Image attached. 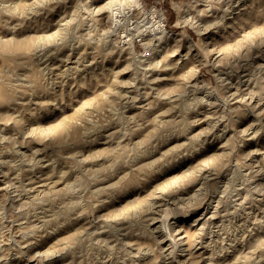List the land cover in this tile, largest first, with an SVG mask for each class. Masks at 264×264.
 Returning <instances> with one entry per match:
<instances>
[{
	"label": "rangeland",
	"instance_id": "374dc122",
	"mask_svg": "<svg viewBox=\"0 0 264 264\" xmlns=\"http://www.w3.org/2000/svg\"><path fill=\"white\" fill-rule=\"evenodd\" d=\"M131 2L0 0V264H264V129L244 133L264 122V0Z\"/></svg>",
	"mask_w": 264,
	"mask_h": 264
},
{
	"label": "bare ground",
	"instance_id": "6f19581e",
	"mask_svg": "<svg viewBox=\"0 0 264 264\" xmlns=\"http://www.w3.org/2000/svg\"><path fill=\"white\" fill-rule=\"evenodd\" d=\"M131 1H132L133 3H137V1H139V0H131ZM121 2H122V1H121ZM129 2H130V1H129ZM132 2H131V3H132ZM123 4H124V3H123ZM129 4H130V3H129ZM241 4H242V3H241ZM245 4H246V3H245ZM37 6H39V5H37ZM108 6H109V5H108ZM12 8H13V7H12ZM152 8H153V7H152ZM25 9H26V7H25ZM30 9H31V7H30ZM129 9H130V8H129ZM7 10H8V9H7ZM14 10H15V9H14ZM16 10H17V9H16ZM20 10H21V9H20ZM9 11H11V10H9ZM36 11H37V10H36ZM20 12H21V11H20ZM116 12H117V11H116ZM6 13H7V12H6ZM21 13H22V12H21ZM21 13H20V14H21ZM35 13H36V12H35ZM35 13H34V14H35ZM144 13H145V12H144ZM154 14H155V13H154ZM154 14H153V12L151 11V15H153V17H154V19H152L151 21L154 20V26L156 25L157 29L161 32L160 36L162 37V36L168 34L169 30H168L167 25H166V19H165V16H164V15H158V16H155ZM37 15H38V14H37ZM1 16H2V15H1ZM12 16H13V15H12ZM153 17H152V18H153ZM31 18H33V17H31ZM150 18H151V17H150ZM177 18H178V17H177ZM179 18H180V17H179ZM115 19H116V20H120L121 18H117V17H116ZM182 19H183V18H182ZM116 20H115V21H116ZM147 20H148V19H147ZM148 21H150V20H148ZM19 22H20V21H19ZM52 22H53V21H52ZM219 22H220V21H219ZM219 22H218V23H219ZM152 23H153V22H152ZM177 23H178V22H177ZM180 23H182L181 20H180ZM199 23H200V22H199ZM122 24H123V23H122ZM150 24H151V23H150ZM226 24H227V23H226ZM57 25H58V24H57ZM152 26H153V25H152ZM154 26H153V27H154ZM123 27H124V26H123ZM153 27H152V28H153ZM114 28H115V27H114ZM127 28H128V27H127ZM147 28H148V27H147ZM153 29H155V27H154ZM101 30H102V29H101ZM103 30H104V29H103ZM109 30H110V28H109ZM111 30L113 31V29H111ZM106 31H107V30H106ZM154 31H155V30H154ZM110 32H111V31H110ZM155 32H157V31H155ZM90 33H92V32H90ZM129 34H130V33H129ZM129 34H126V36H127V40H131V41H130V44H131V45H130V48H131L133 54L136 56V54H137L138 52L134 49L133 36L131 37V36H129ZM89 35H90V34H89ZM171 35H173V34H171ZM3 36H4V35H3ZM81 37H82V36H81ZM84 37H85V36H84ZM170 37H171V36H170ZM185 37H186V36H185ZM124 38H125V37H124ZM3 39H4V38H3ZM81 40H82V39H81ZM83 40H84V39H83ZM83 40H82V41H83ZM114 41H115V40H114ZM20 43H21V42H20ZM113 43L115 44V42H113ZM113 43H112V44H113ZM150 43H151V42H150ZM186 43H187V42H186ZM186 43H185V44H186ZM191 43H192V42H191ZM13 44H14V43H13ZM22 44H23V43H22ZM87 45H88V44H87ZM157 45H158V44H157ZM7 46H9V44H8ZM14 46H15V45H14ZM105 46H106V45H105ZM108 46H109V45H108ZM190 46H191V44H190ZM15 47H16V46H15ZM26 47H27V46H26ZM102 47H103V46H102ZM102 47H101V48H102ZM175 47H176V46H175ZM104 48H105V47H104ZM104 48H103V50H104ZM106 48H107V47H106ZM109 48H110V47H109ZM8 49H9V48H8ZM30 49H31V48H30ZM11 51H13V50H11ZM25 51H26V50H25ZM104 51H105V50H104ZM171 51H172V50H171ZM191 51H192V50H191ZM13 52H14V51H13ZM100 52H101V50H100ZM105 52H106V51H105ZM66 53H67V52H66ZM66 53H65V54H66ZM69 54H70V53H69ZM107 54H108V53H107ZM260 55H261V54H260ZM137 56H138V55H137ZM137 56H136V58H137ZM184 56H185V55H184ZM58 57H60V56H58ZM58 57H57V58H58ZM260 57H261V58H260ZM260 57H259L260 60H261V62H260V66H261L262 68H264V53H262V55H261ZM129 58H130V57H129ZM140 58H141V57H140ZM140 58H137V59L139 60ZM47 59H48V58H47ZM72 59H73V58H72ZM78 59H79V58H78ZM83 59H84V58H83ZM90 60H91V59H90ZM140 60H141V59H140ZM177 60H178V59H177ZM183 60H184V59H183ZM194 60H195V59H194ZM45 61H46V60H45ZM75 62H76V61H75ZM201 62H202V61H201ZM56 63H57V62H56ZM194 63H195V62H194ZM196 63H198V62H196ZM174 64H176V62H175ZM131 65H132V64H131ZM164 65H165V64H164ZM166 65H167V64H166ZM57 66H58V65H57ZM80 66H81V65H80ZM94 66H95V65H94ZM126 66H127V65H126ZM174 66H175V65H174ZM179 66H180V65H179ZM187 66H188V65H187ZM63 67H64V65H63ZM74 67H75V66H74ZM241 67H242V66H241ZM67 68H68V67H67ZM77 68H78V67H77ZM253 68H254V67H253ZM262 68H261V69H262ZM58 69H59V68H58ZM69 69H71V68H69ZM78 69H79V68H78ZM177 69H179V68H177ZM254 69H255V68H254ZM71 70H72V69H71ZM161 70H162V69H161ZM174 70H176V69H174ZM170 71H171V70H170ZM189 71L191 72V70H189ZM227 71H228V70H227ZM253 71H254V70H253ZM182 72H183V71H182ZM190 72H189V73H190ZM230 72H231V70H230ZM248 72H249V71H248ZM81 73H82V72H81ZM158 73H159V72H158ZM183 73H184V72H183ZM238 73H239V71H238ZM241 73H242V72H241ZM252 73H253V72H252ZM63 74H64V73H63ZM67 74H68V73H67ZM229 74H230V73H229ZM68 75H69V74H68ZM174 75H175V74H174ZM180 75H181V74H180ZM230 75H231V74H230ZM251 75H252V74H251ZM256 75H257V74H256ZM237 76H238V75H237ZM161 77H162V76H161ZM175 77H177V76H175ZM181 77H182V76H181ZM186 77H187V76H186ZM240 77H241V76H240ZM156 78H157V77H156ZM156 78H155V79H156ZM169 78H170V77H169ZM221 78H222V77H221ZM250 78H251V77H250ZM236 79H237V78H236ZM260 79H262V78H260ZM156 80H157V79H156ZM167 80H168V79H167ZM189 80H190V79H189ZM195 80H196V79H195ZM255 80H256V79H255ZM257 80L260 82L259 79H257ZM231 81H232V80H231ZM258 81H256V82H258ZM119 82H120V81H119ZM122 82H123V81H122ZM193 82H194V81H193ZM259 82H258V83H259ZM186 83H187V82H186ZM232 83H234V82L232 81ZM234 84H235V83H234ZM253 84H254V83H253ZM259 84H260V89H261V92H260V93H261V94H260V93L258 94L257 92H253L252 89H251V90H252L253 93H251V90L249 91V89H248V91L250 92V94H252V95L250 96V98H249L250 100H248V102H249V107H250L251 109L255 110V111H258V107H259V109H262V108H260V107L262 106V104H264V101H263V99H264V95H263V94H264V79H263ZM189 85H190V84H189ZM191 85H193V84H191ZM196 85H197V84H196ZM231 85H232V84H231ZM235 85H236V84H235ZM239 85H240V84H239ZM256 85H257V83H256ZM181 86H182V85H181ZM250 86H251V85H250ZM254 86H255V84H254ZM193 87H194V86H193ZM195 87H196V86H195ZM195 87H194V88H195ZM227 87H228V86H227ZM240 87H241V86H240ZM256 87H257V86H256ZM197 88H198V87H197ZM204 88H205V87H204ZM208 88H209V87H208ZM229 88H231V87H229ZM250 88H251V87H250ZM258 88H259V86H258ZM253 89H254V88H253ZM256 89H257V88H256ZM256 89H255V90H256ZM187 90H189V88H188ZM208 90H209V89H208ZM227 90H228V89H227ZM128 91H129V90H128ZM237 91H238V90H237ZM248 91H247V92H248ZM257 91H258V90H257ZM118 92H120V90H119ZM118 92H117V93H118ZM192 92H193V91H192ZM211 92H212V91H211ZM112 93H113V91H112ZM120 93H122V92H120ZM157 93H158V92H157ZM185 93H186V92H185ZM185 93H184V94H185ZM195 93H196V92H195ZM245 93H246V92H245ZM118 94H119V93H118ZM159 94H160V93H159ZM196 94H197V93H196ZM233 94H234V93H233ZM247 94H249V93H247ZM121 95H123V94H121ZM124 95H125V94H124ZM144 95H146V94H144ZM179 95H181V94H179ZM210 95H211V94H210ZM214 95H215V94H214ZM231 95H232V94H231ZM234 95H235V94H234ZM240 95H241V94H240ZM243 95H244V94H243ZM159 96H160V95H159ZM174 96H175V95H174ZM236 96H237V95H236ZM238 96H239V95H238ZM238 96H237V97H238ZM166 97H167V96H166ZM179 97H180V96H179ZM193 97H194V96H193ZM202 97H203V96H202ZM202 97H199V96H198V98H200V99H201ZM245 97H246V96H245ZM248 97H249V96H248ZM146 98H147V97H146ZM195 98H197V97H195ZM195 98L193 99V101L196 100ZM205 98H206V97H205ZM241 98H243V97H241ZM129 99H131V98H129ZM171 99H172V98H171ZM174 99H175V98H174ZM177 99H178V98H177ZM187 99H190V98H186V100H187ZM202 99H203V98H202ZM211 99H212V98H211ZM243 99H244V98H243ZM246 99H247V98H246ZM134 100H135V99H134ZM147 100H148V99H147ZM162 100H163V99H162ZM186 100H184V102H183V103H184V107H187V106H186L187 104H185ZM132 101H133V100H132ZM137 101H138V100H137ZM160 101H161V100H160ZM165 101H166V100H165ZM191 101H192V99H191ZM200 101H201V100H200ZM211 101H212V100H211ZM224 101H225V100H224ZM245 101H246V100H245ZM158 102H159V101H158ZM166 102H167V101H166ZM168 102H169V101H168ZM196 102L198 103L199 101H196ZM209 102H210V101H209ZM126 103H127V102H126ZM144 103H145V102H144ZM146 103H147V102H146ZM174 103H175V102H174ZM186 103H188V102H186ZM210 103H211V102H210ZM138 104H139V103H138ZM142 104H143V103H142ZM189 104H190V102H189ZM189 104H188V107H189ZM191 104H194V102L191 103ZM195 104H196V103H195ZM195 104H194V105H195ZM225 104H226V103H225ZM237 104H238V103H237ZM240 104H241V103H240ZM216 105H217V104H216ZM259 105H260V106H259ZM131 106H132V105H131ZM142 106H143V105H142ZM207 106H208V105H207ZM211 106H212V105H211ZM220 106H221V105H220ZM180 107H181V106H180ZM195 107H196V106H195ZM209 107H210V105H209ZM216 107H217V106H216ZM263 107H264V106H263ZM129 108H132V107H129ZM224 108H225V107H224ZM250 108H249V109H250ZM135 109H136V108H135ZM169 109H170V108H169ZM182 109H183V108H182ZM191 109H192V108H191ZM191 109H190V110H191ZM230 109H231V108H230ZM232 109H233V108H232ZM166 110H167V108H166ZM177 110H178V109H177ZM180 110H181V109H180ZM187 110H188V109H187ZM187 110H186V111H187ZM208 110H209V109H208ZM128 111H129V110H128ZM246 111H247V110H246ZM259 111H261V110H259ZM170 112H171V111H170ZM172 112H173V111H172ZM181 112H182V111H181ZM198 112H199V111H198ZM205 112H206V111H205ZM235 112H236V111H235ZM253 112H254V111H253ZM162 113H163V112H162ZM165 113H166V112H165ZM168 113H169V112H168ZM176 113H177V112H176ZM182 113H183V112H182ZM203 113H204V112H203ZM211 113H212V112H211ZM223 113H225V112H223ZM226 113H227V112H226ZM247 113H248V112H247ZM128 114H130V113H128ZM169 114H170V113H169ZM206 114H207V113H206ZM220 114H221V113H220ZM156 115H157V114H156ZM177 115H178V114H177ZM221 115H222V114H221ZM170 116H171V115H170ZM170 116L167 115V117H170ZM184 116H185V115H184ZM184 116H183V117H184ZM186 116H187V114H186ZM223 116H224V115H223ZM132 117H133V116H132ZM172 117H173V116H172ZM172 117H171V118H172ZM178 117H179V116H177V119H178ZM188 117H189V116H188ZM200 117H201V116H200ZM128 118H129V116H128ZM236 118H237V117H236ZM238 118H239V117H238ZM251 118H252V117H251ZM163 119H164V118H163ZM191 119H192V118H191ZM191 119H190V120H191ZM224 119H225V118H224ZM260 119H261V118H260ZM181 120H182V119H181ZM183 120H184V119H183ZM183 120H182V122H181V121H180V122L183 123ZM237 120H238V119H237ZM154 121H155V120H154ZM221 121H222V120H221L220 116H218V114H217V121H216L217 124H218V123L221 124ZM238 121H239V120H238ZM240 121H242V120H240ZM256 121H257V120H256ZM158 122H159V120H158ZM163 122H164V121H163ZM185 122H186V118H185ZM185 122H184V123H185ZM208 122H209V120H208ZM216 122H215V123H216ZM244 122H245V121H244ZM177 123H178V122H177ZM177 123H176V124H177ZM189 123H190V122H189ZM193 123H194V122H193ZM176 124H175V125H176ZM212 124H213V123H212ZM222 124H223V123H222ZM122 125H123V123H122ZM175 125H173V126H175ZM183 125H184V124H182V126H183ZM188 125H189V124H188ZM191 125H192V124H191ZM214 125H216V124H214ZM208 126H209V125H208ZM217 126H218V125H217ZM229 126H230V125H229ZM135 127H136V125H135ZM175 127H176V126H175ZM185 127H187V124H186ZM185 127H184V130H187L188 128L185 129ZM192 127H193V126H192ZM210 127H211V126H210ZM212 127H213V126H212ZM108 128H110V127H108ZM115 128H117V127H115ZM130 128H131V127H130ZM138 128H139V127H138ZM176 128H178V127H176ZM189 128H190V126H189ZM240 128H241V127H240ZM133 129H134V128H133ZM173 129H174V127H173ZM178 129H179V128H178ZM202 129H203V128H202ZM205 129H206V128H205ZM214 129H215V128H214ZM262 129H264V122H261V121H260V122H254V119H253L252 122L248 123V125H247L246 127L244 126V133H247V135H250V134H251V137L248 138V139H251V140H250L249 142H247V143L252 145V143H253V141H254V136H255V134H257V133L259 134V130H262ZM111 130H112V129H111ZM118 130H119V128H118ZM121 130H122V129H121ZM139 130H140V129H139ZM208 130H209V129H208ZM219 130H220V131L223 130V132H221V133L218 134L219 138L224 137V136H225V131H224L225 128H224V127H220ZM241 130H242V129H241ZM119 131H120V130H119ZM172 131H173V130H172ZM217 131H218V130H217ZM114 133H115V131H114ZM125 133H126V132H125ZM202 133H203V131H202ZM215 133H216V131H215ZM231 133H232V131H231ZM263 133H264V131H263ZM101 134H102V133H101ZM111 134H112V133H111ZM133 134H134V133H133ZM138 134H139V133H138ZM205 134H206V133H205ZM205 134H204V135H205ZM242 134H243V130H242ZM258 134H257V135H258ZM98 135H99V134H98ZM179 135H181V134H179ZM200 135H201V134H200ZM211 135H212V134H211ZM216 135H217V134H216ZM244 135H246V134H244ZM257 135H256V136H257ZM263 135H264V134H263ZM120 136H121V135H120ZM131 136H132V135H131ZM242 136H243V135H242ZM102 137H103V136H102ZM125 137H126V136H124V138H125ZM225 137H226V136H225ZM164 138H166V137H164ZM98 139H99V138H98ZM168 139H169V138H168ZM177 139H178V138H177ZM201 139H202V138H201ZM221 140H222V139H221ZM102 141H103V140H102ZM117 141H118V140H117ZM163 141H164V140H163ZM225 141H226V140H225ZM127 142H128V141H127ZM168 142H169V141H168ZM204 142H205V141H204ZM104 143H105V142H104ZM140 143H141V142H140ZM192 143H194V142H192ZM192 143H191V144H192ZM195 143H196V142H195ZM164 144H165V143H164ZM200 144H201V143H200ZM203 144H204V143H203ZM256 144H257V143H256ZM119 145H120V144H119ZM130 145H131V144H130ZM130 145H129V146H130ZM162 145H163V144H162ZM133 146H134V145H133ZM256 146H258V145H256ZM117 147H118V146H117ZM130 147H131V146H130ZM137 147H138V146H137ZM219 147H220V146H219ZM139 148H140V147H139ZM261 148H262V147H261ZM96 150H97V149H96ZM117 150H118V149H117ZM122 150H123V149H122ZM141 150H142V149H141ZM150 150H153V149H150ZM248 150H249V149H248ZM256 150L259 151V150H261V149H260V147H259V148L257 147ZM73 151H74V150H73ZM92 151H93V150H92ZM129 151H130V148H129ZM146 151L150 152L149 149L146 150ZM80 152H81V151H80ZM140 152H141V151H140ZM142 152H144V149H143ZM167 152H168V151H167ZM220 152H221V151H220ZM263 152H264V151H263ZM76 153H77V152H76ZM136 153H137V152H136ZM144 153H145V152H144ZM142 154H143V153H142ZM167 154H168V153H167ZM225 154H226V153H225ZM229 154H230V153H229ZM82 155H83V154H82ZM91 155H92V154H91ZM91 155H90V156H91ZM100 155H101V154H100ZM136 155H137V154H136ZM144 155L146 156V155H147V152H146V154H144ZM88 156H89V155H88ZM137 156H138V155H137ZM137 156H135V157H137ZM147 156H148V155H147ZM147 156H146V157H147ZM250 156H251V155H250ZM139 157H142V156H139ZM78 158H79V157H78ZM84 158H86V157L84 156ZM94 158H95V157H94ZM94 158H93V160H94ZM97 158H98V157H97ZM137 158H138V157H137ZM137 158H136V160H137ZM255 158H256V157H255ZM226 159H227V158H226ZM106 160H107V158H106ZM154 160H155V159H154ZM54 161H55V160H54ZM57 161H59V160H57ZM97 161H98V160H97ZM117 161H118V160H117ZM117 161H115V163H116ZM131 161H132V160H131ZM139 161H140V159H139ZM105 162H106V161H105ZM135 162H136V161H135ZM137 162H138V161H137ZM152 162H154V161H152ZM244 162H245V161H244ZM260 162H261V161H260ZM257 163H258V162H257ZM59 164H60V162H59ZM82 164H83V163H82ZM95 164H96V163H95ZM102 164H103V163H102ZM126 164H127V165H126ZM126 164H125L126 166L131 165V166H129V167L134 168V167H133L134 165H132L133 163H132V164H131V163H130V164L126 163ZM226 164H227V163H226ZM226 164H225V165H226ZM83 165H84V164H83ZM93 165H94V164H93ZM110 165H111V163H110ZM115 165H116V164H115ZM117 165H118V164H117ZM123 165H124V164H123ZM123 165H122V166H123ZM147 165H148V164H146L145 166H147ZM258 165H260V164H258ZM137 166H138V165H137ZM72 167H73V166H72ZM78 167H79V166H78ZM113 167H114V166H113ZM142 167H143V166H142ZM60 168H61V167H60ZM86 168H87V167H86ZM123 168L125 169V167H123ZM126 168H127V167H126ZM148 168H151V167H148ZM220 168H221V167H220ZM245 168H246V167H245ZM128 169H129V168H128ZM139 169H140V168H139ZM141 169H142V168H141ZM145 169H146V168H145ZM254 169H255V168H254ZM85 170H86V169H85ZM98 170H99V169H98ZM120 170H123V169L121 168ZM120 170H119V171H120ZM125 170H126V169H125ZM125 170H124V171H125ZM80 171H81V173H82V170H80ZM90 171H91V170H90ZM115 171H116V170H115ZM129 171H130V170H129ZM129 171H128V173H129ZM132 171H133V170H132ZM138 171H139V170H138ZM234 171H235V170H234ZM56 172H57V171H56ZM73 172H75V171H73ZM95 172H96V171H95ZM125 172H126V171H125ZM125 172H123V173H125ZM135 172H136V171H135ZM135 172H134V173H135ZM256 172H257V171H256ZM71 173H72V172H71ZM81 173H80V174H81ZM119 173H120V172H119ZM132 173H133V172H132ZM249 173H250V172H249ZM60 174H61V173H60ZM83 174H84V171H83ZM92 174H93V173H92ZM125 174H127V173H125ZM224 174H225V173H224ZM227 174H228V173H227ZM230 174H231V173H230ZM232 174H233V173H232ZM234 174H235V173H234ZM244 174H245V173H244ZM63 175H64V174H63ZM74 175H75V174H74ZM115 175H116V174H115ZM117 175H118V174H117ZM121 175H122V174H121ZM130 175H131V174H130ZM103 176H104V175H103ZM109 176H110V175H109ZM122 176H123V175H122ZM126 176H127V175H126ZM230 176H231V175H230ZM100 177H101V176H100ZM118 177H119V176H118ZM207 177H208V176H207ZM222 177H223V176H222ZM94 178L96 179L95 176H94ZM106 178H107V177H104V181H105V182H106V180H105ZM119 178H120V177H119ZM227 178H228V177H227ZM230 178H231V177H230ZM97 179H98V178H97ZM204 179H205V178H204ZM32 180H33V179H32ZM56 180H57V179H56ZM102 180H103V179H102ZM102 180H100V182H101ZM122 180H123V179H122ZM74 181H75V180H74ZM197 181H198V180H197ZM204 181H205V180H204ZM29 182H32V181H29ZM43 182H44V181H43ZM43 182H42V184H43ZM71 182H72V180H71ZM75 182H76V181H75ZM105 182H103V183H105ZM101 183H102V182H101ZM107 183H108V182H107ZM129 183H130V182H129ZM114 184H115V182H114ZM117 184H118V183H117ZM126 184H127V183H126ZM62 185H63V184H62ZM102 185H103V184H102ZM102 185H101V186H102ZM105 185H106V184H105ZM105 185H104V186H105ZM108 185H109V184H108ZM111 185H112V184H111ZM121 185H123V184H121ZM205 185H206V184H205ZM37 186H38V185H37ZM51 186H52V185H51ZM71 186H72V184H71ZM106 186H107V185H106ZM114 186H115V185H113V187H114ZM74 187H76V186L74 185ZM108 187H109V186H108ZM187 187H188V186H187ZM29 188H30V186H29ZM71 188H72V187H71ZM89 188H90V187H89ZM106 188H107V187H106ZM109 188H110V187H109ZM109 188H108V189H109ZM111 188H112V186H111ZM111 188H110V189H111ZM189 188H190V187H189ZM225 188H226V187H225ZM35 189H36V188H35ZM65 189H66V187H65ZM86 189H87V188H86ZM86 189H85V190H86ZM98 189L100 190V186H99ZM115 189H116V188H115ZM186 189H187V188H186ZM30 190H31V189H30ZM52 190H53V189H52ZM54 190H55V189H54ZM72 190H74V188H72ZM72 190H71V191H72ZM79 190H80V189H79ZM102 190H104L103 187H102ZM106 190H107V189H106ZM106 190H105V191H106ZM200 190H201V189H200ZM223 190H224V189H223ZM226 190H227V189H226ZM42 191H43V190H42ZM71 191H70V192H71ZM74 191H75V190H74ZM91 191H92V190H91ZM100 191H101V190H100ZM100 191H99V192H100ZM109 191H110V190H109ZM109 191H108V192H109ZM114 191H115V190H114ZM27 192H28V191H27ZM65 192H66V191H65ZM65 192H64V193H65ZM79 192H80V191H79ZM99 192H98V194H99ZM108 192H107V193H108ZM195 192H196V191H195ZM67 193H69V192H67ZM95 193H97V189H96ZM109 193H110V192H109ZM191 193H192V192H191ZM71 194H72V193H71ZM74 194H75V193H74ZM103 194H104V193H103ZM112 194H113V193H112ZM198 194H199V193H198ZM17 195H18V194H17ZM21 195H22V194H21ZM32 195H33V194H32ZM68 195H69V194H68ZM80 195H81V194H80ZM162 195H163V194H162ZM182 195H183V194H182ZM190 195H191V194H190ZM28 196H29V195H28ZM72 196H73V194H72ZM92 196H94V195H92ZM100 196H101V195H100ZM106 196H107V195H106ZM106 196H105V197H106ZM163 196H164V195H163ZM180 196H181V195H180ZM51 197H52V198H51ZM51 197H50L49 200H50V201H51V200L54 201V200H53V196H51ZM66 197H67V196H66ZM96 197H97V196H96ZM157 197H158V196H157ZM164 197H166V196H164ZM164 197H163V198H164ZM32 198H33V197H32ZM55 198H56V197H55ZM72 198H73V197H72ZM76 198H77V197H76ZM29 199H30V198H29ZM33 199H34V198H33ZM36 199H37V198H36ZM62 199H63V198H62ZM62 199H61V200H62ZM79 199H80V198H79ZM168 199H169V198H168ZM177 199H179V198H177ZM177 199H176V200H177ZM23 200H24V199H23ZM25 200H26V199H25ZM25 200H24V201H25ZM39 200H40V199H39ZM64 200H65V199H64ZM71 200H72V199H71ZM89 200H90V198H89ZM30 201H31V200H30ZM36 201H37V200H36ZM67 201H69V200H67ZM76 201H78V200L76 199ZM160 201H161V200H160ZM160 201H159V202H160ZM180 201H181V200H180ZM31 202H32V201H31ZM33 202H34V201H33ZM43 202H44V201H43ZM69 202H70V201H69ZM69 202H68V203H69ZM72 202L74 203V202H75V199H74V201H72ZM78 202H79V201H78ZM164 202H165V200H164ZM59 203H60V202H59ZM62 203H63V202H62ZM73 203H71V204L73 205ZM76 203H77V202H76ZM150 203H151V202H150ZM176 203H177V202H176ZM178 203H179V202H178ZM39 204H40V203H39ZM79 204H81V202H79L77 205H79ZM82 204H83V203H82ZM94 204H95V203H94ZM157 204H158V203H157ZM162 204H163V203H162ZM166 204H167V203H166ZM51 205H52V204H51ZM53 205H54V204H53ZM60 205H61V204H60ZM66 205H67V204H66ZM68 205H70V203H69ZM102 205H103V204H102ZM176 205H177V204H176ZM180 205H181V204H180ZM182 205H183V204H182ZM33 206H34V205H33ZM79 206H80V205H79ZM154 206H155V205H154ZM44 207H45V206H44ZM64 207H66V206H64ZM64 207L62 206L63 209L60 208V210H64V209H65ZM177 207H178V206H177ZM183 207H184V206H183ZM38 208H39V207H38ZM152 208H153V207H152ZM157 208H158V207H157ZM168 208L172 210V217H171V219H170L169 222H168V229H167V231H166V230L163 229V227H162V223H161L160 219H161V215H162V214L164 213V211H165L166 209H168ZM184 208H185V207H184ZM40 209H41V208H40ZM46 209H47V208H46ZM53 209H55V208H53ZM71 209H72V208H71ZM71 209H70V210H71ZM73 209H75V207H74ZM36 210H37V209H36ZM81 210H82V209H81ZM22 211H23V210H22ZM26 211H27V210H26ZM32 211H33V210H32ZM66 211H67V210H66ZM71 211H72V210H71ZM71 211H70V212H71ZM82 211H83V210H82ZM87 211H88V210H87ZM148 211H150V210H148ZM160 211H161V212L159 213V215H157V218L159 219V223H158V225H156V226L154 227V229L158 228V229H160V231L163 232L164 234H167V232H169L170 235L174 236V235L172 234L173 230H174V229H178V228H176L175 224H173L175 218L177 217V209L175 210V207H174V206L172 207L171 205H168V204H167L166 206H164L163 209L160 208ZM45 212H46V211H45ZM55 212H56V211H55ZM55 212H54V213H55ZM59 212H60V211H59ZM72 212H74V211H72ZM77 212H78V211H77ZM152 212H153V211H152ZM21 213L23 214V212H21ZM24 213H25V212H24ZM26 213H27V212H26ZM54 213H53V210H52V214H53V215H55ZM56 213H57V212H56ZM62 213H63V212H62ZM148 213H150V212H148ZM155 213H157V212H155ZM212 213H213V212H212ZM46 214H47V213H46ZM57 214H58V213H57ZM59 214L61 215V213H59ZM64 214H65V213H64ZM31 215H32V214H31ZM50 215H51V214H50ZM62 215H63V214H62ZM65 215H66V214H65ZM81 215H82V214H81ZM98 215H99V214H98ZM98 215H97V216H98ZM205 215H206V214H205ZM22 216H24V215H22ZM26 216H27V215H26ZM40 216H41V215H40ZM46 216H47V215H46ZM46 216H45V217H46ZM55 216H56V215H55ZM212 216H213V215H212ZM30 217H31V216H30ZM47 217H48V216H47ZM51 217H52V216H51ZM81 217H83V216H81ZM91 217H92V216H91ZM94 217H95V216H94ZM57 218H58V216H57ZM151 218H152V217H151ZM32 219H33V218H31V220H32ZM35 219H36V218H35ZM54 219H55V218H54ZM123 219H124V218H123ZM23 220H24V219H23ZM103 220H104V218H103ZM126 220H127V219H126ZM148 220H150V219H148ZM28 221H29V220H28ZM50 221H51V220H50ZM50 221H49V223H50ZM69 221H70V220H69ZM74 221H75V220H74ZM206 221H207V220H206ZM206 221H205V224H206ZM55 222H56V221H55ZM60 222H61V221H60ZM98 222H99V221H98ZM176 222H177V221H176ZM201 222H202V221H201ZM27 223H28V222H27ZM40 223H41V222H40ZM63 223H64V222H63ZM115 223H116V222H115ZM129 223H130V222H129ZM132 223H133V222H132ZM195 223H196V222H195ZM34 224H35V223H34ZM50 224H51V223H50ZM59 224H60V223H59ZM101 224H102V223H101ZM110 224H111V223H110ZM130 224H131V223H130ZM178 224H179V223H178ZM196 224H197V223H196ZM146 225H147V224H146ZM31 226H32V225H31ZM31 226H30V228H31ZM35 226H36V225H34V227H35ZM80 226H81V225H80ZM41 227H42V226H41ZM76 227H77V226H76ZM76 227H75V228H76ZM111 227H112V226H111ZM128 227H129V229H130L131 226H128ZM88 228H89V227H88ZM94 228H95V227H94ZM96 228H97V227H96ZM124 228H125V227H124ZM131 228H132V227H131ZM139 228H140V227H139ZM210 228H211V227H210ZM32 229H33V227H32ZM34 229H35V228H34ZM37 229H38V228H37ZM105 229H107V228H105ZM162 229H163V230H162ZM179 229H180V228H179ZM198 229H199V228H198ZM201 229H202V228H201ZM21 230H22V229H21ZM28 230H29V229H28ZM76 230H77V229H76ZM123 230H124V229H123ZM127 230H128V229H127ZM127 230H126V231H127ZM133 230H134V229H133ZM23 231H24V230H23ZM32 231H33V230H32ZM35 231H36V230H35ZM52 231H53V230H52ZM77 231H78V230H77ZM85 231H86V230H85ZM90 231H92V230H90ZM94 231H95V230H94ZM112 231H113V230H112ZM140 231H141V230H140ZM147 231H148V230H147ZM157 231H158V230H157ZM184 231H185V230H184ZM33 232H34V231H33ZM33 232H32V233H33ZM86 232H87V231H86ZM128 232H129V231H128ZM131 232H132V231H131ZM131 232H130V233H131ZM135 232L138 233V230L135 231ZM154 232H155V231H154ZM177 232H178V231H177ZM202 232H203V231H202ZM87 233H89V232H87ZM90 233H92V232H90ZM119 233H120V232H119ZM124 233H125V232H124ZM137 233H135V234H137ZM139 233H141L142 235H143V234H145V235L148 234V233H145V232L142 233V231L139 232ZM174 233H175V232H174ZM209 233H210V232H209ZM38 234H39V233H38ZM85 234H86V233H85ZM125 234H126V233H125ZM191 234H193V233H191ZM86 235H88V234H86ZM96 235H97V234H96ZM108 235H109V234H108ZM108 235H107V236H108ZM121 235H122V234H121ZM129 235H130V234H128V236H129ZM131 235H132V234H131ZM131 235H130V236H131ZM161 235H162V233H161ZM161 235H160V237H161ZM176 235H177V234H176ZM56 236H57V235H56ZM84 236H85V235H84ZM90 236H91V235H90ZM117 236H118V235H117ZM146 236H148V235H146ZM156 236H157V235H156ZM164 236H165V235H164ZM168 236H169V235H168ZM179 236H180V235H179ZM188 236H189V235H188ZM260 236H261V235H260ZM262 236H263V235H262ZM262 236H261V237H262ZM77 237H78V236H77ZM132 237H133V236H132ZM132 237H131V238H132ZM134 237H135V236H134ZM134 237H133V238H134ZM143 237H145V236H143ZM158 237H159V235H158ZM206 237H207V236H206ZM87 238H88V237H87ZM90 238H91V237H90ZM93 238H94V237H92V239H93ZM116 238H117V237H116ZM129 238H130V237H129ZM152 238H153V237H152ZM156 238H157V237H156ZM162 238H163V235H162ZM164 238H165V237H164ZM176 238H177V237H176ZM14 239H15V237H14ZM74 239H75V238H74ZM80 239H81V237H80ZM96 239H97V238H96ZM98 239H99V238H98ZM112 239H113V238H112ZM127 239H128V238H127ZM170 239H171V238H170ZM179 239H180V238H179ZM196 239H197V238H196ZM203 239H204V238H203ZM210 239H211V238H210ZM210 239H209V241H210ZM258 239H259V238H258ZM261 239H263V237H262ZM20 240H21V239H20ZM67 240H68V239H67ZM69 240H70V239H69ZM72 240H73V239H72ZM76 240H77V239H76ZM124 240H125V239H124ZM128 240H129V239H128ZM159 240H160V239H159ZM177 240H178V238H177ZM217 240H218V239H217ZM263 240H264V239H263ZM263 240H261V241H263ZM81 241H83V240H81ZM81 241H80V242H81ZM85 241H87V240H85ZM85 241H84V242H85ZM117 241H118V239H117ZM133 241H134V240H133ZM182 241H183V240H182ZM215 241H216V240H215ZM215 241H214V242H215ZM67 242H68V241H67ZM70 242H71V241H70ZM88 242H90L89 244L92 243L91 241H89V239H88ZM95 242H96V241H95ZM170 242H171V241H170ZM176 242H177V241H176ZM179 242H181V240H180ZM183 242H184V241H183ZM190 242H191V241H190ZM203 242H204V241H203ZM263 242H264V241H263ZM7 243H8V241H7ZM24 243H26V242H24ZM30 243H31V242H30ZM33 243H34V242H33ZM76 243H77V242H76ZM76 243H75V245H74V242H73V247L76 246ZM81 243H82V242H81ZM97 243H98V241H97ZM113 243H114V242H113ZM171 243H172V242H171ZM215 243H216V242H215ZM260 243H261V242H260ZM11 244H12V243H11ZM62 244H63V243H62ZM98 244H99V243H98ZM100 244H101V243H100ZM104 244H105V243H104ZM129 244H130V241H129V243H126V245H129ZM177 244H178V243H177ZM13 245H14V244H13ZM80 245H81V244H79V246H80ZM82 245H83V244H82ZM94 245H95V244H94ZM110 245H111V244H110ZM117 245L119 246L120 244H117ZM122 245H123V244H122ZM122 245H121V247H122ZM171 245H173V244H171ZM189 245H190V244H189ZM207 245H208V244H207ZM1 246H3V245H1ZM65 246H66V245H65ZM70 246H72V245L70 244ZM85 246H86V245H85ZM85 246H84V247H85ZM87 246H89V245H87ZM95 246H96V245H95ZM106 246H107V245H106ZM108 246H109V245H108ZM118 246H117V247H118ZM138 246H139V245H138ZM173 246H174V245H173ZM210 246H211V245H210ZM27 247H28V246H27ZM43 247H44V246H43ZM68 247H69V246H68ZM68 247H67V248H68ZM96 247H97V246H96ZM96 247H95V248H96ZM99 247H100V246H99ZM119 247H120V246H119ZM127 247H128V246H127ZM129 247H130V245H129ZM140 247H141V246H140ZM140 247H138V248H140ZM142 247H143V245H142ZM147 247H148V246H147ZM185 247H186V246H185ZM206 247H207V246H206ZM215 247H216V245H215ZM49 248H50V247H49ZM78 248H81V247H78ZM92 248H93V247H92ZM100 248L103 249L104 247H103V248L100 247ZM132 248H134V245L132 246ZM132 248H129V250H131ZM151 248H153V247H151ZM182 248H183V247H182ZM0 249H1V247H0ZM40 249H41V248H40ZM63 249H64V248H63ZM81 249H83V246H82ZM87 249H88V248H87ZM96 249H98V248H96ZM101 249H100V252H101ZM104 249H105V248H104ZM107 249H109V248H107ZM140 249H141V248H140ZM190 249H191V248H190ZM38 250H39V249H38ZM44 250H45V249H44ZM74 250H75V249H74ZM90 250H91V249H90ZM116 250H117V249H116ZM196 250H197V249H196ZM1 251H2V250H1ZM67 251H68V250H67ZM88 251H89V250H88ZM96 251H97V250H96ZM104 251H106V250H104ZM110 251H111V250H110ZM131 251H132V250H131ZM131 251H130V252H131ZM138 251L140 252L141 250L138 249ZM138 251H137V252H138ZM151 251H152V250H151ZM158 251H159V250H158ZM164 251H165V250H164ZM13 252H14V251H13ZM79 252H80V251H79ZM85 252H86V251H85ZM112 252H113V251H112ZM115 252H117V251H115ZM123 252H125V251H123ZM123 252H122V254H123ZM137 252H132V253H130V254L133 255V253H137ZM146 252H147V251H146ZM2 253H3V252H2ZM64 253H65V251H64ZM67 253H68V252H67ZM101 253H102V252H101ZM103 253H104V252H103ZM150 253H151V252H150ZM163 253H164V252H163ZM78 254H79V253H78ZM97 254H98V253H97ZM109 254H110V253H109ZM109 254H108V255H109ZM57 255H58V254H57ZM74 255H75V254H73V256H74ZM101 255H102V254H101ZM125 255H127V253H125ZM131 255H130V256H131ZM138 255H141V254H138ZM144 255H145V254H144ZM154 255H155V254H154ZM208 255H209V254H208ZM0 256H1V255H0ZM3 256H4V255H3ZM9 256H10V255H9ZM60 256H61V255H60ZM62 256H63V255H62ZM90 256H91V254H90ZM120 256H121V255H120ZM133 256H134V255H133ZM14 257H15V256H14ZM77 257H78V256H77ZM80 257H81V256H80ZM135 257H137V255H136ZM168 257H169V256H168ZM185 257H186V256H185ZM46 258H47V257H46ZM86 258H88V257L86 256ZM130 258H131V257H130ZM143 258H144V257H143ZM170 258H171V257H170ZM79 259H80V258H79ZM91 259H92V258H91ZM96 259H97V257H96ZM99 259H100V258H99ZM121 259H122V257H121ZM123 259H124V258H123ZM30 260H31V259H30ZM46 260H47V259H46ZM80 260H81V259H80ZM80 260H78L79 263H81ZM97 260H98V259H97ZM101 260H102V259H101ZM114 260H115V259H114ZM129 260H130V259H129ZM140 260H141V258H140ZM159 260H160V259H159ZM4 261H5V260H4ZM83 261H84V260H83ZM87 261H88V260H87ZM123 261H124V260H123ZM127 261H128V260H127ZM171 261H172V260H171ZM36 262H37V261H36ZM95 262H96V261H95ZM95 262H94V264H95ZM208 262H209V261H208ZM6 263H7V262H6ZM27 263H28V262H27ZM116 263H117V262H116ZM136 263H137V262H136ZM36 264H37V263H36ZM84 264H85V263H84ZM86 264H87V263H86ZM111 264H112V263H111ZM114 264H115V263H114ZM124 264H125V263H124ZM126 264H127V263H126ZM131 264H132V263H131Z\"/></svg>",
	"mask_w": 264,
	"mask_h": 264
},
{
	"label": "water",
	"instance_id": "95a60500",
	"mask_svg": "<svg viewBox=\"0 0 264 264\" xmlns=\"http://www.w3.org/2000/svg\"><path fill=\"white\" fill-rule=\"evenodd\" d=\"M171 217H172V210L171 209H166L165 211H164V213L161 215V219H160V221H161V223H162V227H163V229L164 230H166L167 231V229H168V222H169V220L171 219Z\"/></svg>",
	"mask_w": 264,
	"mask_h": 264
}]
</instances>
